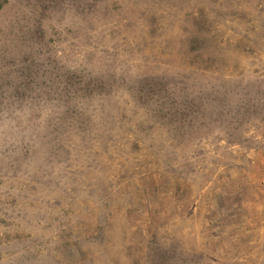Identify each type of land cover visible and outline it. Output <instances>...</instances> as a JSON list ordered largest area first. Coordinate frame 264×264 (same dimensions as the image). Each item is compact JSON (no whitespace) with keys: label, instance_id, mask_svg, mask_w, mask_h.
I'll return each mask as SVG.
<instances>
[{"label":"rangeland","instance_id":"rangeland-1","mask_svg":"<svg viewBox=\"0 0 264 264\" xmlns=\"http://www.w3.org/2000/svg\"><path fill=\"white\" fill-rule=\"evenodd\" d=\"M0 264H264V0H0Z\"/></svg>","mask_w":264,"mask_h":264}]
</instances>
